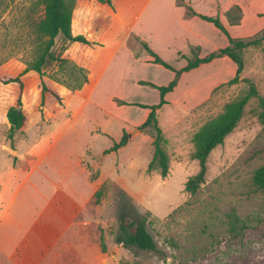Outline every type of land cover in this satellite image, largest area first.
Returning <instances> with one entry per match:
<instances>
[{
  "label": "rangeland",
  "instance_id": "obj_1",
  "mask_svg": "<svg viewBox=\"0 0 264 264\" xmlns=\"http://www.w3.org/2000/svg\"><path fill=\"white\" fill-rule=\"evenodd\" d=\"M112 1L123 8L124 0ZM68 2L77 7L75 34H87L101 44L111 25L113 2ZM43 16V0H0V76L16 75L35 59L41 42L37 25ZM239 16L233 13V21ZM125 27L120 23L118 30ZM262 31L240 39L253 40ZM128 40L136 59L147 53L137 35ZM99 49L83 51L57 37L53 51L68 62L49 63L45 73L71 94L70 102L56 112L43 109L40 80L28 74L22 95L27 122L13 143L5 115L18 95H13L14 86L0 85V242L32 245L39 238L48 240L46 227L57 228L83 203L73 223L86 218L90 238L95 233L94 243L100 245L101 239L105 250L109 238L120 264H264V192L253 183L255 171L264 165V128L256 115V99L236 130L210 155L199 191L185 189L199 171L193 158L194 134L245 87L225 85L236 71L218 77L213 88L180 92V101L158 110L170 156V173L162 178L148 172L154 130L140 128L150 110L135 105H155L158 89L128 82L139 71L127 51L93 81L92 65L98 73L107 58L105 52L96 55ZM243 55L241 77L253 81L264 97V43L246 48ZM144 75L158 85L164 79L155 70ZM125 135L124 147L106 153ZM50 211L54 219L44 217ZM139 216L147 218L160 253L128 249L118 241L122 220L130 225Z\"/></svg>",
  "mask_w": 264,
  "mask_h": 264
},
{
  "label": "crops",
  "instance_id": "obj_2",
  "mask_svg": "<svg viewBox=\"0 0 264 264\" xmlns=\"http://www.w3.org/2000/svg\"><path fill=\"white\" fill-rule=\"evenodd\" d=\"M124 1L123 8H118L112 1L114 8L111 13V25L96 54L105 52L107 58L98 73L94 72L92 65L93 81L99 79L102 71L108 69L122 51L128 52L129 61L134 63L139 71L128 81L133 86L140 87L142 82L152 83L144 75L146 70H155L164 76L159 85L152 83L156 86H167L174 80L175 73L154 63L155 58L148 52L139 59L134 57L128 46V39L132 34L137 35L163 61L177 70L187 66L186 57L192 55L193 48L199 50L200 58H205L228 47V37L214 23L199 16L189 15L187 5L198 14L219 16L222 24L234 38H242L264 30V0H183L184 5L180 4V0ZM234 7L240 8V18L235 21L233 16H229ZM124 16L128 17V21H125ZM120 23L126 24L123 31L118 30ZM235 65L227 56L202 64L190 72L183 73L175 90L168 93L165 98L168 102H177L181 100L180 92L213 88L218 77L233 75L237 70ZM158 93L159 101L155 104L160 102L159 90ZM81 200L84 201V198ZM82 206L83 203L76 209H71L73 213H69L68 218L57 228H53L52 225L46 227L50 229L47 231L48 240L39 238L32 245H28L20 241L2 239L0 242L2 264H120L119 258L113 253L114 246L109 238L105 241L106 250H103L101 239L100 245L94 243V238L97 237L95 233L90 238L86 218L83 221L78 217L79 222L73 223L74 212L82 210ZM48 215L55 218L52 211L44 217L47 218ZM47 221L51 222L50 219L45 220Z\"/></svg>",
  "mask_w": 264,
  "mask_h": 264
},
{
  "label": "trees",
  "instance_id": "obj_3",
  "mask_svg": "<svg viewBox=\"0 0 264 264\" xmlns=\"http://www.w3.org/2000/svg\"><path fill=\"white\" fill-rule=\"evenodd\" d=\"M102 4L112 6V0H96ZM183 0H180V4ZM44 16L37 25V31L41 37V42L37 49L35 59L28 63L26 67L16 75L0 76V85L14 86L13 95H18L15 102L10 105L6 112V121L9 126V139L14 141L15 134L21 131L26 122L27 115L23 109L22 95L25 89V77L28 74H35L40 80L39 102L43 109L56 112L67 107L70 102L71 94L66 95L59 84L54 82L45 73V67L52 62H57L63 65L68 62L65 57L56 56L53 49L56 45L58 36H63L65 40L69 41L74 47L80 48L83 51L95 49L100 43L88 36L87 34H75L74 22L77 15L76 5L69 3L68 0H43ZM184 5V4H183ZM188 13L191 16H199L203 20L214 23L229 39V46L217 52L210 54L205 58H200L199 50L192 49V55L187 56L188 64L186 67L177 70L172 65L163 61L147 43L142 41L144 49L152 55L154 63L164 66L175 73V79L172 80L167 86H156L152 83L142 82V85L151 86L160 92V102L158 104L148 106L142 104H135L141 108L150 110V113L141 125V129L148 127L154 130L153 146L155 148L154 155L149 163L148 172H158L162 178L168 177L170 173V156L167 152V141L164 137L163 130L158 121V110L168 105L166 95L175 90L178 85L179 79L183 73L190 72L198 68L200 65L212 62L214 59L224 56L229 57L237 66L236 75L225 85L232 86L235 84L244 83L243 91L233 100L226 103L222 113L217 117L206 122L193 136L194 153L193 158L199 164V171L192 175L186 182L185 189L187 192L196 194L201 186L206 181L208 172V159L212 152L219 146L223 145L229 135H231L239 123L242 121L247 106L251 100L256 99L258 107L256 115L264 128V97L259 93L257 85L247 78H242L241 75L245 68L244 50L250 46H260L264 43V30L261 35L253 40L245 41L240 38H234L230 35L226 27L222 24L220 17H209L198 14L190 5H187ZM240 12L239 7H234L229 16L233 13ZM240 18L237 17V20ZM126 104V103H124ZM42 119H45V113L42 114ZM128 142L125 135L119 143L107 150L106 153L117 151L124 147ZM15 150V149H13ZM16 162V157H14ZM254 185L264 192V165L259 167L253 177ZM140 217V216H139ZM137 217L134 222L127 225V220H122L121 230L122 234L118 236V241L128 249H137L145 252L160 253L158 245L148 230L147 218L145 216ZM102 249L105 250V244L102 242Z\"/></svg>",
  "mask_w": 264,
  "mask_h": 264
},
{
  "label": "water",
  "instance_id": "obj_4",
  "mask_svg": "<svg viewBox=\"0 0 264 264\" xmlns=\"http://www.w3.org/2000/svg\"><path fill=\"white\" fill-rule=\"evenodd\" d=\"M23 110H24V109H22V108L20 109V111H23Z\"/></svg>",
  "mask_w": 264,
  "mask_h": 264
}]
</instances>
